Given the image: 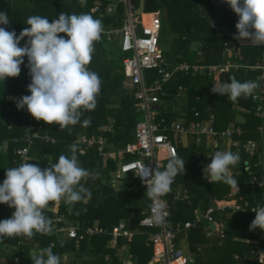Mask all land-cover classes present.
<instances>
[{"label": "trees", "instance_id": "1", "mask_svg": "<svg viewBox=\"0 0 264 264\" xmlns=\"http://www.w3.org/2000/svg\"><path fill=\"white\" fill-rule=\"evenodd\" d=\"M110 5L115 6L112 14L107 13ZM98 7V11L94 9ZM161 11L163 27L160 35V47L162 45V34L164 29L170 30L174 37L172 50L166 56L173 63H193L198 59L196 52L191 49L193 42L200 43L203 52V63L214 65L224 62L226 50L233 41V27L239 17L231 10L223 0H145V12L151 13ZM0 12H7L10 20L9 25H0L8 31L15 30L17 35L25 28L26 20L33 15H40L53 20L58 18L61 12L67 14L88 13L94 18L100 19L103 26L100 39L94 43V52L89 70L96 72L101 79V88L96 95V106L91 111H83L80 122L60 128L59 125H49L43 121L33 120L30 115L22 114L15 103V98L30 95L27 86L31 83L28 58L24 57L19 77L0 80V180L4 181L6 169L22 163L17 149L28 145L26 130L32 125L41 126V134L47 135L52 141L37 139L30 146L32 164H38L46 168L49 162L55 163L60 155L70 156V146L75 143L81 135H101L105 137L115 149L123 148L134 141L135 126L143 117L136 109L134 99V88L126 82L123 60L126 57L117 44L115 37L108 39L105 31L118 29L123 25L124 7L117 0H0ZM64 36L65 34H61ZM222 39V41H219ZM21 42V47L26 43ZM249 50V52H248ZM241 52L245 58L250 56L259 57L262 49L259 47L244 46ZM147 75L156 80V72L148 71ZM225 77V76H224ZM241 83L245 81H257L259 72H249L241 69L235 74ZM225 81V79H223ZM187 88L188 102L179 116L191 121L192 108L197 109L202 117L208 113H215L218 121L216 128L226 129L231 123V114L235 107L244 110L253 109L255 106L250 96H241L233 101L225 96L213 94L211 89L214 81L211 77L196 76L191 74H177L165 86L168 101L174 100L179 86ZM13 98V100H8ZM161 107H159L160 109ZM162 111L166 122L170 124L178 118L172 109ZM243 131L241 140L260 138L258 127L263 120L255 114H244ZM160 118V117H159ZM90 120L84 125V120ZM169 135L174 139L173 133ZM237 138V137H236ZM18 139V142L14 140ZM175 141V140H174ZM6 142V148H5ZM178 157L185 160V172L180 173L170 185L171 217L170 221L174 227L177 224H185L195 221L193 213L199 209L206 212L210 207L228 204V195L232 185L223 182H209L205 179L203 168L208 164V156L205 147L196 146L193 142L187 149L178 145ZM191 150V151H189ZM219 150V147L214 151ZM213 151V152H214ZM241 159L248 160V155L242 153ZM79 164L88 170L91 175L81 183L90 189L91 198L74 205L65 204L61 200L58 211L63 216V222L56 225L53 221V209L57 202H50L44 210V214L52 219V231L49 233H34L31 237L12 236L4 237L0 242V264H32L31 255L40 254V250L55 243L54 254L61 257V264H127L119 255L120 249L129 244L134 255L130 264H148L153 257V246L150 243V234L157 229H139L134 239L128 243L121 238L117 247L111 249V235L86 236L79 243L69 239L65 234H57L55 227L78 226L79 233L83 234L88 227L98 224L99 226L112 230L115 225L126 221L129 228L134 229L143 218L142 212L150 207L151 200L145 197L146 188H140L137 192H129L127 187L121 191H115L112 179L113 173L118 168L116 160L105 159L98 153L96 146L91 147L85 154L77 151ZM262 160V164H259ZM251 162L249 171L242 168V173L235 170L232 175L241 187L242 192L238 197L239 202H249L251 206L264 207V153L258 152ZM167 163V161H166ZM166 165V164H165ZM164 169V168H163ZM255 176L263 185L255 192L251 191L250 180ZM184 185L190 193L189 200H175L174 192L179 185ZM230 201V200H229ZM69 207L72 208L71 213ZM15 209L0 204V221L12 216ZM215 220L222 221L232 227L231 231H225L223 240L214 235L211 242L210 256L203 257L196 251L199 244L210 241L207 237L208 221L202 220L195 227L187 231L185 241L196 254L195 264H256L249 261L247 257L253 248V241L260 240L264 249V231L256 229L259 235H253L250 225L255 215L248 209L246 212H233L227 209L224 213L216 212ZM136 229V228H135ZM65 236V238H64ZM184 236V235H183ZM181 236V239L184 237ZM247 240L249 242H247ZM127 242V243H126ZM65 243V245L63 244ZM69 260H64L65 256ZM111 256L106 260V256ZM235 255L240 260H235Z\"/></svg>", "mask_w": 264, "mask_h": 264}, {"label": "clouds", "instance_id": "2", "mask_svg": "<svg viewBox=\"0 0 264 264\" xmlns=\"http://www.w3.org/2000/svg\"><path fill=\"white\" fill-rule=\"evenodd\" d=\"M239 17L233 39L248 41L256 46L264 45V0H223ZM7 12H0V25H9ZM19 35L15 30L0 27V80L19 77L24 57L31 83L27 86L30 95L16 99L19 110L27 109L37 121L59 125L62 129L80 122L83 111L96 106V95L101 88L99 75L89 70L94 43L103 31L100 19L91 14H67L61 12L58 18L49 20L40 15L27 18ZM61 34H65L62 36ZM26 43L21 47V42ZM257 80H264V76ZM259 87L257 81L241 83L234 77L230 82L214 83L213 94L237 100L250 96ZM90 120H84L86 126ZM6 148V142H5ZM77 145L70 146L71 155H60L55 163L46 168L38 164L22 162L6 169L5 179L0 184V204L15 209L12 216L0 221V242L4 237L27 236L52 231V219L44 214L50 202L64 200L74 205L91 198V191L81 182L91 173L80 166ZM211 160L203 168L209 182H223L238 187V181L231 175V169L240 157L230 150H217L209 155ZM185 172V160L173 156L164 169L159 165L153 170L145 165L137 176L146 185L145 197L153 202L151 211L159 222L163 217V203L160 201L170 189L178 174ZM72 208L69 207L71 213ZM255 219L250 230L264 231V207L252 209ZM145 221H140V224ZM32 264H61V257L54 254L53 246L31 255Z\"/></svg>", "mask_w": 264, "mask_h": 264}, {"label": "built area", "instance_id": "3", "mask_svg": "<svg viewBox=\"0 0 264 264\" xmlns=\"http://www.w3.org/2000/svg\"><path fill=\"white\" fill-rule=\"evenodd\" d=\"M118 2L124 7L123 25L118 29L107 30L105 33L109 39L117 35L121 37V50L126 54L123 60L124 74L128 85L135 90L136 109L143 114V120L137 122L135 126L134 141L128 143L125 147L115 149L114 145L108 144L105 137L101 135H93L91 137L81 135L74 143L77 145L79 153L85 154L89 148L96 146L98 153L105 159L118 161V168L113 173V187L116 191H121L126 189L128 183H131L127 189L133 193L140 188H146L141 178L137 176L142 166L145 165L155 170L157 165H159L160 170H163L166 161L173 156L178 157L177 143L169 135V132L173 133L174 136L194 135L198 144L201 143L203 138H213L228 142L230 151L233 153L244 152L249 156V159L245 161L242 167L244 170L249 171L251 167L250 161L253 160L258 152L264 153V80H259V87L250 95L255 106L253 109L244 111V114H255L263 120L258 127L259 140H248L242 143L240 140L235 139V136L240 137L243 134V129L234 121L231 122L229 128L219 130L216 128L215 115L212 114L208 118H202L201 113L197 109H194L195 120L185 123L184 119L180 118L181 121L179 120L169 125L164 117L158 119L159 107L165 93L164 85L178 73L191 74L192 77H211L214 83L217 84L224 82L222 77L226 74H228L229 79L230 77L236 78L235 74L241 69H248L249 72H259L260 77L264 76V45L256 46L245 40L234 41V46L232 44L229 46L228 43H225L228 48L226 50V58L221 64L210 65L203 63L204 54L198 48L196 50L198 59L195 62L172 63L165 57L160 47V35L163 27L161 11L146 13L144 10L138 13L139 0H118ZM98 10V7L94 9V11ZM114 11V5L108 6V14H112ZM244 46L262 49L259 57L254 56L256 57L254 66L249 65L248 62L252 56L247 58L241 56V48ZM231 58L240 61V63L232 62ZM148 71H155L158 79L153 81L151 76L147 75ZM185 90V87L180 86L175 98L179 100ZM11 99L13 100V98H8V100ZM21 112L24 115H30L26 108L21 110ZM31 118L36 120L32 116ZM41 130V126L36 124H32L26 130L28 145L16 150L22 162L31 161L30 146L35 140L45 139L54 142L47 135H42ZM14 141L18 142V139ZM259 164H262V160ZM234 172L235 170L231 169V175ZM2 183L3 181L0 180V184ZM262 185L255 176L251 178L250 187L252 192H255ZM241 192L242 189L239 185L238 187L232 185L228 195L230 200H228V204L224 203L217 207H210L200 218L195 221H188L184 225L178 224L175 228L170 221L171 192L169 190L160 197V201L163 203V217L159 222L154 219V214L151 211L153 202L151 201L150 207L142 212L143 218L140 221L145 222L140 224L139 221L138 226L134 230L129 229L125 223L121 222L110 231L98 224L88 227L83 234L79 233L80 228L78 226L55 227V231L57 234L66 233L68 238L76 240V243H79L86 236L108 234L112 237L109 247L113 249L117 247V243L121 238L131 241L141 228L157 229V232L150 234L153 257L148 264H195V258L186 255L178 245L179 233L183 230L191 229L199 221L205 220L208 221L209 225L211 223L216 225V231L210 230L207 232L208 238H212L216 233H218L217 235L220 238H225L223 225H219L215 220L216 212L224 213L227 209L233 212H246L250 209L252 212V209L261 207L259 205L251 206L247 201L242 203L237 201ZM189 198L190 194L186 187L183 185L177 187L174 192L175 200H189ZM61 200L57 202L53 209H50L56 225L64 221L63 216H60L58 211ZM252 213L256 215L254 212ZM252 234L259 235V232L254 230ZM247 242L249 241L247 240ZM63 244L65 245V243ZM51 246L55 247L56 244L52 243ZM198 250H201V248L199 247ZM249 253L250 255L247 257L249 261L256 264H264V249L260 240L253 241V248ZM110 258L111 256H106V260H110ZM131 258L129 257V263L132 262ZM235 260L239 261L240 256L236 255Z\"/></svg>", "mask_w": 264, "mask_h": 264}, {"label": "crops", "instance_id": "4", "mask_svg": "<svg viewBox=\"0 0 264 264\" xmlns=\"http://www.w3.org/2000/svg\"><path fill=\"white\" fill-rule=\"evenodd\" d=\"M118 1V0H117ZM106 34V33H105ZM107 35V34H106ZM113 37H115V39L117 40V44H118V46L120 47V49H121V37H120V35H117V36H113ZM109 39V38H108ZM219 41H222V39H220ZM197 48L198 49H200V43H197V47L193 50L194 52H196V57H197ZM192 49V48H191ZM122 51V50H121ZM122 53H123V51H122ZM123 54H125V53H123ZM125 56H126V54H125ZM198 58V57H197ZM226 58V57H225ZM197 60V59H196ZM170 61V60H169ZM238 61V60H237ZM171 62V61H170ZM173 63V62H172ZM178 74H183V73H178ZM177 75V74H176ZM184 75H186V74H184ZM156 76H157V73H156ZM175 76V75H174ZM173 76V77H174ZM172 77V78H173ZM151 79L153 80L154 78H152V76H151ZM158 79V76H157V78H156V80ZM223 79H225V77H222V80ZM171 81V80H170ZM169 81V82H170ZM126 82H127V79H126ZM168 82V83H169ZM226 82V81H225ZM167 83V84H168ZM127 84H128V82H127ZM167 84H165L164 85V87H163V89L165 88V86L167 85ZM182 86V85H181ZM180 87V86H179ZM184 87V86H183ZM179 89V88H178ZM185 93L183 94V96L179 99V100H177L175 97L177 96V94H178V90H177V93H176V95L174 96V100H172V101H168V100H166L165 98L167 97V94H166V91H165V89H164V95H163V99H162V103H161V105H160V111H159V117L161 118V117H164V116H161L162 115V111L161 110H163V111H166V110H168V109H172V112L173 113H177V115H178V118L176 119V120H174L173 122H176V121H181V119H184V122L185 123H189V122H191V121H193V120H195L196 119V117H195V114H194V107L192 108V110H191V113L193 114V116L191 117V121H189V122H187V118L186 117H184V116H179V114H180V112H181V110H183L184 109V107L186 106V104H187V102H188V92H187V88L185 87ZM215 115V117H216V122L218 121V118H217V116H216V114L215 113H208V114H206L207 116L206 117H204V118H208L210 115ZM158 117V119H160ZM235 117H236V112H235ZM165 118V117H164ZM181 118V119H180ZM203 118V117H202ZM166 119V118H165ZM173 122H171L169 125H171ZM234 122L237 124V125H239L241 128H242V123L243 122H241V123H238V122H236L235 121V118H234ZM230 125H231V123H230ZM230 125L227 127V128H229L230 127ZM226 128V129H227ZM243 129V128H242ZM257 132H258V130H256ZM242 135H244V131H243V134ZM242 135L240 136V137H238V136H235V139H238V140H240L242 143H244V141H242L241 140V137H242ZM181 136V135H180ZM180 136H174V138H176V139H174L175 140V142L178 144V145H180L182 148H184V149H187V148H189L190 146H191V144L194 142L195 144H196V146H204L205 147V149H206V151H207V154H205L206 155V157L209 155V153H212L213 151H214V149L215 148H217V147H219V150H230L229 149V143L228 142H225V141H223V140H217V139H213V138H203V140L201 141V143L200 144H198L197 143V140H196V136H194V135H188V136H185L186 137V139H187V143L189 142V145H183L182 143H181V140H180ZM237 137V138H236ZM207 139H211L212 140V145H210L208 148L205 146V141L207 140ZM249 140H254V139H249ZM259 140V139H258ZM248 141V140H247ZM238 155H239V157H240V160H239V162L232 168L233 170H237L238 171V173H240V171H242V167L244 166V163H245V161H243L242 159H241V157L243 156L242 155V153H237ZM205 157V158H206ZM248 159H249V156H248ZM211 162H208V164H210ZM117 164H118V161H117ZM243 172V171H242ZM182 185V184H181ZM180 186V185H179ZM184 186V185H183ZM185 187V186H184ZM116 191V190H115ZM189 191V190H188ZM190 194V193H189ZM203 213L204 212H202L201 210H199V209H197V210H195V212L193 213V216L195 215V217H194V220H196V219H198V218H200L202 215H203ZM202 221V220H201ZM121 223V222H120ZM122 223H125L126 225H127V223H126V221H122ZM219 225L220 224H222L223 226H225L226 224H225V222L224 221H222L221 223H219V222H217ZM172 224V223H171ZM178 225V224H177ZM176 225V226H177ZM181 225H183L182 223H181ZM128 226V225H127ZM138 226V223H137V225H136V227ZM135 227V228H136ZM174 227V226H173ZM129 228V227H128ZM134 228V229H135ZM175 228V227H174ZM129 229H131V228H129ZM134 229H131V230H134ZM189 230V229H188ZM188 230H183L181 233H179V235H178V245L181 247V249L185 252V254L186 255H189V256H193L194 258H195V263H196V254H194L192 251H191V248L188 246V244H187V242L185 241V238L187 237L186 235H187V231ZM207 230L208 231H210V230H213V229H211V224L209 225L208 224V227H207ZM207 231V232H208ZM213 231H216V230H213ZM138 232H140V231H138ZM218 233H216L215 235H217ZM184 235V236H183ZM181 236H183L184 238L183 239H181ZM214 237V236H213ZM210 238V241H207V242H205V243H203V244H199L198 245V247H197V249H196V251L198 252V253H200V255L201 256H203V257H207V256H210V250H211V248H212V241H213V239L214 238ZM134 239V238H133ZM132 239V240H133ZM222 240H223V238H221ZM126 240V239H125ZM131 240V241H132ZM128 241V240H127ZM131 241H128V243L129 242H131ZM127 243V242H126ZM183 244L185 245V248H183L182 246H183ZM201 248V250H198V248ZM119 256L120 257H122V259L127 263V264H130L128 261H129V257H132L131 258V261H133L134 260V255H133V253L131 252V250H130V247H129V244H125L121 249H120V251H119ZM236 256V255H235Z\"/></svg>", "mask_w": 264, "mask_h": 264}, {"label": "rangeland", "instance_id": "5", "mask_svg": "<svg viewBox=\"0 0 264 264\" xmlns=\"http://www.w3.org/2000/svg\"><path fill=\"white\" fill-rule=\"evenodd\" d=\"M162 40L163 41H162L161 48H162V51H164L166 53L165 55L167 56L170 53V51L172 50V42L174 40L172 32L170 30L164 29V33L162 34ZM234 43L235 42L233 40L232 41V46H234ZM196 47H197V43L193 42L192 45H191L192 50H194ZM248 52H249V50H248ZM241 56L244 57L243 54ZM231 60H232V62L240 63V61H237L234 58H231ZM234 111L236 112L235 121L238 122V123L243 122L245 120L244 117H243V113H244L245 110L242 109V108H239V107H235ZM140 120H143V117ZM180 140H181V143L183 145H186V144L189 145V142L187 143V139H186L185 135H181L180 136ZM210 145H212V140L211 139H207L205 141V146L208 148ZM189 151H191V150H189ZM210 154L211 153H209V155ZM209 155H208V160H209V162H211V160L209 159ZM64 238H65V236H64ZM182 247L185 248V245L183 244ZM70 258L71 257L68 255V256H65L64 260H69Z\"/></svg>", "mask_w": 264, "mask_h": 264}, {"label": "water", "instance_id": "6", "mask_svg": "<svg viewBox=\"0 0 264 264\" xmlns=\"http://www.w3.org/2000/svg\"><path fill=\"white\" fill-rule=\"evenodd\" d=\"M144 10H145V0H139V7H138V9H137V12H138V13H139V12H143ZM232 30H233V34H236V33H237V29H236V27H233ZM234 41L236 42L235 39H234ZM248 62H249V65L254 66V65L256 64V57H254V56L250 57L249 60H248ZM225 81H226V82H230V79H229L228 74L225 75ZM234 118H235V111H233L232 114H231V122L234 121ZM205 157H206V155H205ZM233 167H234V166H233ZM233 167H232V168H233ZM240 173H242V171H240ZM214 182H215V181H214ZM211 229L216 230V225H215V223H211ZM223 229H224L225 231L230 232L231 229H232V227L229 226V225H225V226H223Z\"/></svg>", "mask_w": 264, "mask_h": 264}, {"label": "bare ground", "instance_id": "7", "mask_svg": "<svg viewBox=\"0 0 264 264\" xmlns=\"http://www.w3.org/2000/svg\"><path fill=\"white\" fill-rule=\"evenodd\" d=\"M142 229H148V230H149V228H145V227H144V228H142Z\"/></svg>", "mask_w": 264, "mask_h": 264}]
</instances>
